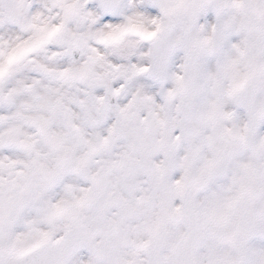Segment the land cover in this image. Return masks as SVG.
<instances>
[{
	"label": "snow or ice",
	"instance_id": "6c2138e0",
	"mask_svg": "<svg viewBox=\"0 0 264 264\" xmlns=\"http://www.w3.org/2000/svg\"><path fill=\"white\" fill-rule=\"evenodd\" d=\"M0 264H264V0H0Z\"/></svg>",
	"mask_w": 264,
	"mask_h": 264
}]
</instances>
